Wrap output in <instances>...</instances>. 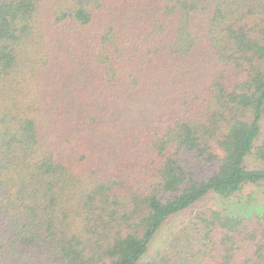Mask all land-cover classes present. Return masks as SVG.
<instances>
[{
  "label": "trees",
  "instance_id": "16d2710c",
  "mask_svg": "<svg viewBox=\"0 0 264 264\" xmlns=\"http://www.w3.org/2000/svg\"><path fill=\"white\" fill-rule=\"evenodd\" d=\"M0 264H264V0H0Z\"/></svg>",
  "mask_w": 264,
  "mask_h": 264
},
{
  "label": "rangeland",
  "instance_id": "374dc122",
  "mask_svg": "<svg viewBox=\"0 0 264 264\" xmlns=\"http://www.w3.org/2000/svg\"><path fill=\"white\" fill-rule=\"evenodd\" d=\"M202 168H204V167H202ZM204 171H202V173H203Z\"/></svg>",
  "mask_w": 264,
  "mask_h": 264
}]
</instances>
